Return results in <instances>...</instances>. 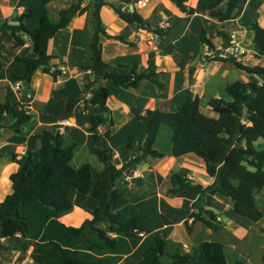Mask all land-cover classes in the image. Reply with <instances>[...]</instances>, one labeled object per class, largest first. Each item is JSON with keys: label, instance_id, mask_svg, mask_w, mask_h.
<instances>
[{"label": "crops", "instance_id": "crops-1", "mask_svg": "<svg viewBox=\"0 0 264 264\" xmlns=\"http://www.w3.org/2000/svg\"><path fill=\"white\" fill-rule=\"evenodd\" d=\"M76 1L49 0L47 3H43V11L38 13L35 21L34 19L29 20L26 18L24 24L29 31H33L37 27L39 17L43 14L48 15L52 21H56L59 18V11ZM107 1L117 2V0ZM205 1L210 0H187L189 6L196 8V12L192 16L180 12L170 0H145V5L135 3L134 8L145 19L152 18L153 23L147 24L148 26L153 27L157 24L170 26L169 37L175 26H182L180 35H186L189 29V22L192 21L189 18L197 17L199 21L197 35L199 34V37L203 28L213 45L217 46L219 44L217 46L219 49L221 45L223 48L230 46L231 36L234 35L238 37L241 49L254 54V57L250 58L252 61L249 62L248 66H264V57H257L252 46V40L247 41V37L251 38L252 36L250 29L254 23L264 27V0H240L233 9L230 19L224 21L219 20V14L224 9V3H220L213 8L203 9L202 4ZM82 4L87 9L81 14L75 15L68 26L64 30L57 32L50 41V52L56 57L54 61L58 62L59 69L60 66L65 67V71H61L62 74L56 79H53L48 73L42 72L41 69H37L27 83L22 79H17V76H21L24 72V64L17 61L15 57L33 55V51L29 53L31 47L28 40L23 45H20L27 54L19 53L20 50L15 49L14 46L13 52L7 56L8 59L2 57L0 53V101L3 102L8 99L10 102L24 104L32 113L31 119L21 125L19 132L8 127L14 120L11 115L5 114L2 117L3 127L0 129V202L12 191L9 176L18 168V164L13 161V155L16 154L19 157L28 148L37 149L39 146L38 141L32 140L34 133L39 132L43 128L56 129L63 134L64 144L75 143L74 157L72 155L70 161L75 168L86 162L91 165L90 159L96 167L92 169L91 166V169L95 170V173L99 172L103 168V164L95 155L94 148L104 142L107 147L112 149L114 162L118 166H124L129 162L132 154L120 159L119 154L110 145V142L113 138V132L116 131L115 129L126 123L124 120L125 116L133 115L135 117L131 107L143 110L146 108H158L164 111L174 110L176 105L180 104L176 101V97L184 89L188 88L185 82L184 84H179L180 87L175 85L174 79L175 75H177L178 60L171 67L166 66L163 68L159 65L160 62H163V57L168 54H164L157 49L155 43L156 35L152 31L141 30L136 24H128L119 18L123 24L110 25L116 30L115 33L105 28L106 32L109 34H123L129 41L134 42V45L130 46L102 37V58L107 62L123 63L129 67L136 60L139 63V67L144 68L148 58L153 57L157 70L161 72L159 80L163 83V86L160 88L150 81H143L136 88H133L127 84L115 85L112 82H106L105 84L111 90V95L106 101L109 113L105 112L104 116L109 114L112 121V126L109 128L110 136L98 141L94 140L89 130V119L92 115L100 112L99 106L93 105L85 108L84 103L80 101L66 112L68 102L74 96H88L89 93L83 96L82 89L93 80L89 70H83L77 66L78 63L86 62L90 57L89 45L95 28V21L91 18L92 14H90L92 13L91 0H83ZM26 9H30L27 2L0 0V19L8 20L12 11L20 14ZM102 9H108L115 14L109 5L102 6ZM35 11L36 9L32 8L33 17ZM186 19L187 30L183 25ZM30 21L32 22L29 25ZM178 21H180V24ZM207 26L211 27V33L207 30ZM2 31L8 35V39L4 38V42L1 41L4 39H0V45L5 46L6 40L9 43L13 37L7 27L0 29V36ZM218 31H223L230 36L229 43L223 44L222 39L217 35ZM13 41L15 42L14 39ZM241 41L245 47L240 45ZM199 45L202 46L200 41ZM175 51L177 55H180L176 46ZM198 52L195 53L192 61H190L192 63L190 66L194 68V73L190 77L191 79L188 78L187 81L193 84L196 89L191 88L192 90H190L202 100L201 95H205L204 92L215 81L217 74V66L215 64L217 62H220L218 70L222 75L226 73L229 76V73L237 68L228 61H202L199 59ZM170 56L174 57L175 55ZM165 59L167 58L165 57ZM179 59L182 60L183 57ZM237 70L245 74V77L238 79L242 82L249 80L261 82L264 80V75H252L245 71ZM165 74L168 77L166 82L163 81ZM15 82H19L18 87L15 86ZM217 82L219 86L221 85L220 89L223 93L225 84L230 81L227 79L223 81V78L219 77ZM91 87L95 86L91 85ZM213 97L222 96L215 93ZM209 98L211 97L205 100V104ZM224 98L227 97L224 96ZM135 118L138 119L137 117ZM142 123L144 122L142 121ZM106 129L108 128L104 125L98 127V131L101 133ZM141 130L139 143L134 141L140 146L145 138V123L144 128L142 127ZM131 132L126 131L124 133L128 141L132 138L133 133ZM168 135L167 151H161L162 156L147 157L144 162L137 166L131 169L127 166L124 169V173H127L126 175L129 179L126 180L128 183L123 186L122 190L125 200L119 206L120 218L124 220L131 214L138 213L139 224L151 229L152 232L141 235L140 238L118 233L114 234L117 237V245L115 247H89L93 244L103 245L104 243L103 239L99 237L97 229H105V225L99 223L87 229L83 243L74 244L73 247L77 251L78 257L83 261L100 259L101 264H137L138 257L143 249L149 243H153L156 235H159L167 239L164 254L160 258L161 264H167L170 255L179 248L193 253V259L190 262L181 264H205L201 257L202 243L205 240L222 243L227 264H236V262L240 264H264V233L260 231L261 227L258 229L254 228L252 224L254 222L237 214L234 211L232 199L224 194L217 192L213 195H204L206 208L216 213L217 219L223 224L222 228L219 231H212L199 221H195L191 223L190 231L187 232L184 222L188 218L191 203L198 197L199 193L195 190L170 193L171 175L179 172L193 183H200L203 186L213 184L215 177L206 173L203 161L195 154L187 153L179 157L173 156L171 154V133L168 132ZM90 140L92 144H90ZM85 147H87L86 152L84 151ZM80 149L81 152L78 153V156L81 153H83V156H81L80 161L73 163ZM132 178H141V180L132 182ZM71 199L73 202L71 210L61 213L49 210L46 204L38 200L31 199L23 203L20 207V213L25 216L30 233L27 237L17 234L14 237L0 238L2 246L0 264H35L31 254L38 252L40 244L47 240L54 239L61 245H66L69 233L65 227H77L85 219H90L94 208L98 205V200H95L94 197H92L93 202L89 206L85 205L84 201H80L75 193L71 195ZM255 203L263 211L264 217V188L255 194ZM34 213H37L35 217H33ZM38 214L47 217L38 220ZM163 217L171 223H164ZM190 222L191 220L188 219V224ZM58 225L61 230L58 229ZM182 226L185 227V231ZM56 231H60L62 234L56 237L54 235ZM183 245H186V248H183Z\"/></svg>", "mask_w": 264, "mask_h": 264}, {"label": "trees", "instance_id": "trees-1", "mask_svg": "<svg viewBox=\"0 0 264 264\" xmlns=\"http://www.w3.org/2000/svg\"><path fill=\"white\" fill-rule=\"evenodd\" d=\"M47 3L49 0H41ZM138 0H117L116 4L107 0H91L92 17L95 28L89 45L90 57L86 62L78 63L83 70H89L93 76L92 82L82 89L83 96H74L69 102L66 112L77 102L82 101L84 107L97 105L100 112L90 117L89 130L94 140L109 138V128L112 126L111 118L104 116L109 113L106 105L111 90L105 84L112 82L115 85L127 84L136 88L143 81H150L158 87L163 83L159 80L161 72L153 57H149L144 68L139 67L138 61H134L130 67L123 63H111L102 58L101 38L119 41L134 45L123 34H109L102 26L100 9L109 5L118 18L128 24H136L141 30L152 31L155 35L157 49L162 53L171 55L175 51V44L168 36L171 27L156 25L150 27L146 19L135 8ZM177 9L189 16L196 12V8L189 6L187 0H170ZM240 0H210L202 4L203 9L213 8L224 3V9L219 14V20H228L233 9ZM83 0H77L59 11V18L52 21L48 15L39 17L37 27L29 31L24 20L33 15L31 9H26L17 14L12 20L18 23L8 24L7 19L0 21V29L7 27L11 36L19 45L27 40L33 51V55L16 56L15 59L24 64V72L17 79L27 83L37 69L48 73L53 79L62 74L50 52V41L54 35L64 30L72 18L87 9L82 4ZM132 6V7H131ZM131 8V9H130ZM252 46L257 57H264V27L258 23L251 26ZM28 34V39L24 37ZM217 35L224 43H229L230 36L223 31ZM199 41L206 46L213 56L209 61L231 62L237 69L252 75H264V66H248L243 64L236 56L223 55V50L216 49L205 30L200 31ZM64 65V64H63ZM95 83V87L91 85ZM224 97H211L206 102L208 113L201 111L200 97L186 88L183 91V101L176 105L174 110L164 111L155 109H140L131 107L132 113L145 123V138L136 154H132L129 162L124 166H118L113 159V151L109 147H95L94 153L103 164V168L96 173L92 180V169L89 163H84L75 168L71 165V158L76 147L75 143L64 144V136L58 130L43 128L32 135L33 141H38L37 149L28 148L19 157L13 155V161L18 164L15 172L9 176L12 191L0 202V238L20 235L27 237L30 228L24 215L20 213V207L28 200L35 199L49 205L56 212H67L73 207L70 191L75 189L81 194L90 193L98 200L92 217L85 219L79 226H66L69 237L66 245L57 241L47 240L40 244L39 251L31 254L35 264H101L100 259L83 261L74 249L75 243H83L86 231L89 227L103 223L105 229H97L98 235L103 239V245L93 244L89 247L117 245V237L114 234L124 233L130 237L140 238L152 232L139 224V214L133 213L124 220L120 218L119 206L124 202L123 186L128 182L124 180L127 173L124 169H130L145 161L147 157H160L162 152L154 147L155 140L161 126H167L171 133V154L175 157L187 153H193L204 163L205 171L209 176L215 177L211 185L203 186L193 183L189 178L179 172L171 175L170 193L183 190L198 191V197L191 203L188 218L185 220L187 232L191 223L199 221L212 231H219L223 224L217 219L216 213L206 208L204 195L221 193L230 197L233 201L234 211L252 222H259L263 217V211L255 203V194L264 188V147L257 148L256 142L264 140V80L257 82L249 80L242 82L234 80L225 84ZM244 108L246 109L244 111ZM11 115L14 120L8 126L19 132L21 125L28 122L32 113L27 106L6 99L0 101V129L3 115ZM106 126L104 132H99V126ZM132 148L131 141L127 143ZM141 178H132V182H138ZM163 222H171L165 217ZM188 219L191 220L188 224ZM264 233V228H260ZM113 235V236H112ZM167 239L156 235L154 242L149 243L138 257L137 264H161L160 258L164 254ZM2 246L0 244V253ZM201 257L205 264H227L223 245L217 241L205 240L202 243ZM193 253L182 248L175 250L169 257L167 264H181L190 262ZM264 260V258H263ZM236 264H240L236 262Z\"/></svg>", "mask_w": 264, "mask_h": 264}, {"label": "rangeland", "instance_id": "rangeland-1", "mask_svg": "<svg viewBox=\"0 0 264 264\" xmlns=\"http://www.w3.org/2000/svg\"><path fill=\"white\" fill-rule=\"evenodd\" d=\"M20 1L24 2V3L27 2L31 10H32V8L36 9L34 17L31 16V17L27 18L29 20L34 19V21H35L36 20L35 18L37 17L38 13L39 12L42 13V11H43V3L41 2V0H20ZM33 12H34V10H33ZM16 14H17L16 11H12L11 14H10L9 19L7 20V22L10 21L11 18L15 17ZM90 14H92V13H90ZM99 14H100V19H101L102 26L107 28V29H109L113 33H115L116 30L112 26H110L111 24L113 26L114 25L123 24L121 22V20L112 11H110L108 9H102V10L100 9ZM91 18L93 19L92 15H91ZM189 19H191L192 21L189 22V25H188L189 29L188 30H187V19H186V22L184 20V24H183L184 28H186V30H187V34L186 35H184V36L180 35V32L182 31V26L181 27L175 26L173 28V32L170 35V38L175 43V46L178 47V52H179L180 55H177L176 51H174V53L171 54V55H175L174 57L170 56V55H165L163 57V62H160L159 65L161 67H163V68L166 67V66L171 67V65H173L175 63V61L178 60L179 62L177 63V65H178L177 67L179 69L177 68V71H176L177 75H175L176 77L174 79L175 85L177 87H180L179 84H184V82H185V85H186V87H188V89H191V88L195 89L193 87V84H191V83H189L187 81L188 78L191 79L190 77H192L193 73H194V68H192L190 66L192 64L190 61H192V59H193V57H194V55H195V53L197 51H199L198 52L199 56H200L199 59L202 60V61H209V57L213 56V54L210 53L209 49L206 46H204V45L200 46L199 45V34L197 35V29H198V24H199L198 18L197 17H195V18L194 17L193 18L190 17ZM0 21H2V19H0ZM31 22L32 21H30L29 25L31 24ZM178 22L180 24V21H178ZM146 23L147 24L153 23L152 22V18H146ZM207 30L209 31V33H211V27L210 26H207ZM24 37L26 39H28L25 34H24ZM4 38L8 39V35H7L6 32L2 31L0 39H4ZM5 39L1 40V41L4 42ZM250 39L251 38L247 37V41H249ZM217 43H220V42H217ZM223 44H224V42H223ZM240 45L245 47L244 44L242 43V41L240 42ZM13 46H14L15 49L17 48V49L20 50L19 53L27 54L26 51L24 50V48H22V46H20V45H17L13 41V39L11 38L9 43H7V40H6L5 46L0 45V53H1L2 57H5V59H8L7 56L13 52ZM217 46H215L216 49H218ZM222 49H224V48L221 45L219 50H222ZM2 51H4V53H2ZM31 52H32V49H29V53H31ZM165 57L167 59H165ZM182 57H183V59L180 60L179 58H182ZM251 57L253 58L254 54L252 52L245 51V53L238 54V58L237 59L241 60V62L243 64L248 65L249 62L252 61V59H250ZM70 65H72V64H70ZM215 65L217 66V68H216L217 74H216V76L214 75L215 76V81H213L212 84L209 86V88L204 92L205 95H201V97L203 98L201 100V111H203L205 113L209 112L206 109L207 106L205 104V100L208 97H213V95L215 93L217 95H221L222 97H224V94L221 92V89H220L221 85L219 86V83L217 82L219 77L220 78L222 77L223 81L227 79L230 82H232L233 80H238V79H242V77H245V74L239 72L237 69H233L229 73V76H227L226 73H223V75H222V73H220L219 70H218L220 68V62H217ZM183 71H185V72H183ZM240 71H243V70H240ZM167 79H168L167 74H165V76H163V81L166 82ZM181 86H183V85H181ZM176 101L178 103H181L183 101V92L179 93V95L176 97ZM124 120H125L126 123L122 124L121 126H119V127H117L115 129L116 131L113 132L114 133L113 134V138H112V140L110 142V145H112L116 149L117 153L119 154V158L120 159H124L125 157L129 156V154H136L138 152V148L140 146V144H138L139 141H140L139 140L140 139V131H142L141 130L142 127L144 128V123H142V121L136 119L133 115L132 116H127L126 115ZM126 131H132L131 133H133L132 138L130 139L131 144H132V148H130V149L128 148V146H126L127 143L129 142L128 139L125 138V134L124 133ZM168 132H170L169 127L164 126V125L161 126L159 134L157 136V141L154 144V147L156 149H158L160 151H167L168 141H169ZM134 141H136L138 143H135ZM90 144H92L91 140H90ZM255 144H256L257 148H262V147H264V140L259 139ZM106 145L107 144L105 142L104 143H100L99 147H104ZM86 149H87V147L84 148L85 152L87 151ZM80 152H81V149L77 152V157L75 159L76 161L74 160L73 163H77L82 158L81 156H83V153H81L80 156H78V153H80ZM75 154H76V152H75ZM73 157H74V155H73ZM89 162H91L92 169H95L96 167H95L94 162L91 161L90 159H89ZM92 173H93V180H94L96 178L95 170H92ZM74 193L77 194L78 199L80 201H84V204L87 205V206L91 205V203L93 202L92 201V195L90 193L84 195V194L79 193L75 189H71L70 194L73 195ZM47 208H49V210H51V211L54 210L49 205H47ZM35 214H37V213H34L33 217L36 216ZM38 215H39L38 216V220L40 218L47 217V216L44 217L41 214H38ZM252 224H253L254 228H256V229H258L260 227H264V217H263V219H261L260 222L252 223ZM31 229H32V226H31ZM58 229L61 230L59 225H58ZM182 229L184 231L186 230L185 227H183V226H182ZM49 233L51 234V232H49ZM61 234L62 233L60 231H56L54 233V235L56 237L60 236ZM201 234H202V232H201ZM50 239H53V238H50ZM57 239H60V238H57ZM62 243H64V242H62Z\"/></svg>", "mask_w": 264, "mask_h": 264}, {"label": "built area", "instance_id": "built-area-1", "mask_svg": "<svg viewBox=\"0 0 264 264\" xmlns=\"http://www.w3.org/2000/svg\"><path fill=\"white\" fill-rule=\"evenodd\" d=\"M136 4L145 5V0H138L136 2ZM231 38H232V41L230 43V46H227L226 48L222 49L223 50V55L224 56L233 55V56H236L238 58V54L244 53L245 50L240 48L239 43H238V37L232 35ZM60 70L62 72H64L65 71V67L64 66H60ZM15 86L18 87L19 86V82H15ZM124 179L128 180L129 177L127 175H125ZM182 247L186 248V245H183Z\"/></svg>", "mask_w": 264, "mask_h": 264}, {"label": "water", "instance_id": "water-1", "mask_svg": "<svg viewBox=\"0 0 264 264\" xmlns=\"http://www.w3.org/2000/svg\"><path fill=\"white\" fill-rule=\"evenodd\" d=\"M114 4H116V3L114 2ZM131 7H132V6H131ZM13 23H16V24H17L18 21H17V20H16V21H15V20H10V21H8V24H13ZM25 35L28 36V34H25ZM92 85L95 86L96 84L93 83ZM245 110H246V109L244 108V111H245Z\"/></svg>", "mask_w": 264, "mask_h": 264}]
</instances>
